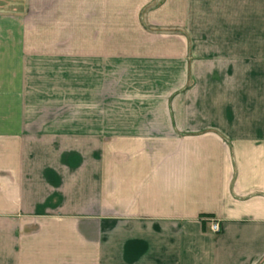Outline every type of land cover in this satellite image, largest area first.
<instances>
[{
  "label": "crops",
  "instance_id": "obj_1",
  "mask_svg": "<svg viewBox=\"0 0 264 264\" xmlns=\"http://www.w3.org/2000/svg\"><path fill=\"white\" fill-rule=\"evenodd\" d=\"M25 2L0 264H264V0Z\"/></svg>",
  "mask_w": 264,
  "mask_h": 264
},
{
  "label": "rangeland",
  "instance_id": "obj_2",
  "mask_svg": "<svg viewBox=\"0 0 264 264\" xmlns=\"http://www.w3.org/2000/svg\"><path fill=\"white\" fill-rule=\"evenodd\" d=\"M25 3V0H0V14L21 6L24 8L26 5ZM145 13H147V8L145 9L143 15Z\"/></svg>",
  "mask_w": 264,
  "mask_h": 264
},
{
  "label": "built area",
  "instance_id": "obj_3",
  "mask_svg": "<svg viewBox=\"0 0 264 264\" xmlns=\"http://www.w3.org/2000/svg\"><path fill=\"white\" fill-rule=\"evenodd\" d=\"M211 231L214 233H218L220 231V225L218 222H212Z\"/></svg>",
  "mask_w": 264,
  "mask_h": 264
}]
</instances>
